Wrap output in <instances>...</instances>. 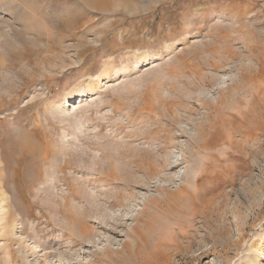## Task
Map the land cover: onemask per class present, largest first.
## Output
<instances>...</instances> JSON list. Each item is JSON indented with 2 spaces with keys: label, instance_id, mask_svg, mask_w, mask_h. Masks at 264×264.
Returning a JSON list of instances; mask_svg holds the SVG:
<instances>
[{
  "label": "rangeland",
  "instance_id": "374dc122",
  "mask_svg": "<svg viewBox=\"0 0 264 264\" xmlns=\"http://www.w3.org/2000/svg\"><path fill=\"white\" fill-rule=\"evenodd\" d=\"M0 42V264H264V0H0Z\"/></svg>",
  "mask_w": 264,
  "mask_h": 264
},
{
  "label": "bare ground",
  "instance_id": "6f19581e",
  "mask_svg": "<svg viewBox=\"0 0 264 264\" xmlns=\"http://www.w3.org/2000/svg\"><path fill=\"white\" fill-rule=\"evenodd\" d=\"M121 1V0H120ZM125 1V3H126V1H129V0H124ZM131 1V0H130ZM80 2H81V4H82V6H83V8H87V9H89V10H93V11H96V12H105V11H107L110 7H111V5L113 4V2H114V0H80ZM83 11V10H82ZM85 11V10H84ZM83 13V12H82ZM63 27H65L66 29H67V22L64 24V22H63V25H62ZM15 34V33H14ZM16 36V38H17V40H19V41H21V42H25L26 40H25V38H23V36H20L19 34H15ZM25 44V43H24ZM0 46H5V48L9 51V48L11 47V45H10V43H5V42H0ZM13 47V46H12ZM13 49L15 50V47H13ZM10 50H11V48H10ZM7 51V52H8ZM8 54H9V52H8ZM3 56L0 54V70H4V69H6L7 67H5L4 68V64H3ZM5 60V59H4ZM2 74V73H1ZM3 87H4V83H3V78L0 76V102L3 100L2 98H3ZM81 102H79V104H80ZM80 106V105H79ZM25 141V140H24ZM21 143L24 145V142H20L19 144H20V146H21ZM22 145V146H23ZM28 145V144H27ZM17 146V145H16ZM20 146H19V150H20ZM24 147V146H23ZM22 147V148H23ZM21 148V149H22ZM17 149H18V147H17ZM25 149H27L26 148V146H25ZM24 149V150H25ZM23 150V149H22ZM22 150H21V152H22ZM24 150H23V152H24ZM138 161V160H137ZM132 163H134L135 164V168L138 170V172H143V169H142V165H140V163L138 162H136V159H133L132 161H131ZM148 179V178H147ZM149 180V179H148ZM147 181V180H146ZM4 198V197H3ZM2 199V198H1ZM1 209V208H0ZM95 210V209H94ZM97 211H99V209L97 210ZM94 213H95V211H94ZM92 214H93V211H92ZM82 221V220H81ZM88 223V222H87ZM86 225V224H85ZM86 230L85 229H81V235L83 236L81 239L82 240H84V238H85V236H87V233L85 232ZM89 234V233H88ZM91 234V233H90ZM74 236V235H73ZM89 236V235H88ZM90 238V237H89ZM93 238V237H92ZM80 240V239H79ZM249 260H252V258H251V255L250 254H247L246 256H245V261L246 262H248ZM253 261V260H252ZM247 264H249V263H247Z\"/></svg>",
  "mask_w": 264,
  "mask_h": 264
}]
</instances>
